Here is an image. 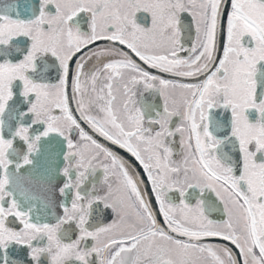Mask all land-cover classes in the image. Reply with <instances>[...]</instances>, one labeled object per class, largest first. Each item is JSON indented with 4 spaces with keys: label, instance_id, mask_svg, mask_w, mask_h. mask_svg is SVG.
<instances>
[{
    "label": "snow or ice",
    "instance_id": "obj_1",
    "mask_svg": "<svg viewBox=\"0 0 264 264\" xmlns=\"http://www.w3.org/2000/svg\"><path fill=\"white\" fill-rule=\"evenodd\" d=\"M0 264H264V0H0Z\"/></svg>",
    "mask_w": 264,
    "mask_h": 264
},
{
    "label": "flooded vegetation",
    "instance_id": "obj_2",
    "mask_svg": "<svg viewBox=\"0 0 264 264\" xmlns=\"http://www.w3.org/2000/svg\"><path fill=\"white\" fill-rule=\"evenodd\" d=\"M215 218H219L218 214H217V216ZM211 242L218 243L219 241H215L214 240V241H211Z\"/></svg>",
    "mask_w": 264,
    "mask_h": 264
}]
</instances>
